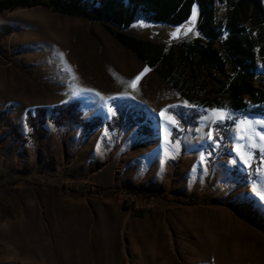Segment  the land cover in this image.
<instances>
[{
	"label": "rangeland",
	"instance_id": "obj_1",
	"mask_svg": "<svg viewBox=\"0 0 264 264\" xmlns=\"http://www.w3.org/2000/svg\"><path fill=\"white\" fill-rule=\"evenodd\" d=\"M232 9L230 0H216V24L222 26ZM192 20L171 27L139 18L126 33L166 51L198 37ZM240 23L256 42L264 22L250 8ZM258 48L259 42L253 84L264 94ZM155 69L98 22L42 6L0 9V179L31 175L48 185L68 181L109 193L96 198L25 182L0 187V264H264V102L245 97L250 115L227 111L220 75L205 69L191 81L186 73L189 89L180 93L170 84L172 71ZM125 99L144 110L118 126L112 103ZM68 101L78 103L82 122L98 117L102 124L92 131L74 121L55 124L49 110ZM213 101L216 107L201 106ZM178 107L196 110L186 129L168 112ZM38 108L47 115L45 135L36 142L26 119ZM213 124L223 127L213 132ZM248 126H255V144L243 135ZM126 189L215 206L170 210L161 199H150L139 210H124L132 198L111 193ZM159 242L165 258L157 255ZM231 246L236 254L229 261H213Z\"/></svg>",
	"mask_w": 264,
	"mask_h": 264
},
{
	"label": "trees",
	"instance_id": "obj_2",
	"mask_svg": "<svg viewBox=\"0 0 264 264\" xmlns=\"http://www.w3.org/2000/svg\"><path fill=\"white\" fill-rule=\"evenodd\" d=\"M230 4L233 9L227 12L222 26L214 21V0H92L89 6H87L88 0H0V9L12 11L17 8L42 6L55 13L98 22L122 46L150 68L155 69L156 66L163 65L172 71L175 77L171 79L170 84L178 91L189 85L185 78L186 73L189 74L188 78L191 81L200 78L205 69L220 75L222 78H216V80L221 86L222 93L227 96L232 108L237 110L242 107L241 99L245 95L255 103L264 102V94L253 84L257 69L256 43L259 42L258 50L264 55V27L260 29L255 42L240 23L241 16L250 8L254 11V17L264 22V0H236L235 4L230 0ZM194 5L198 9L196 28L199 38L191 43L182 42L177 44L176 48L170 47L163 51L159 45L126 33L139 18L145 19L150 24L179 26L188 20ZM114 27L118 30H114ZM218 42L219 49L214 47ZM155 71L157 72V69ZM204 104H216V102ZM112 105L116 111L113 121L118 126H122L123 122H130L136 114H142L144 110V107L133 99L116 101ZM49 112L51 119L57 125L63 121H74L81 126L82 130L92 131L102 124L98 117L82 122L79 119V105L75 101L54 106ZM168 112L175 117L181 129H186L197 117L195 109L178 107L169 109ZM35 113V117L31 116V112L28 113L26 123L31 128L33 139L37 142L45 135L41 127L47 111L38 108ZM222 127L219 124H213V132ZM176 130L175 128L174 131ZM13 133L17 141L23 140L17 132L13 131ZM22 182L38 188L50 187L54 190L77 192L96 198L107 197L109 194L96 187L82 188L68 181L48 185L45 181L31 175L16 177L10 181L0 179V187H19ZM123 193L132 198L130 205L122 204L124 210L130 208L139 210L137 206L150 199H161L170 210L177 207L215 206L208 201L148 190H115L111 194Z\"/></svg>",
	"mask_w": 264,
	"mask_h": 264
},
{
	"label": "crops",
	"instance_id": "obj_3",
	"mask_svg": "<svg viewBox=\"0 0 264 264\" xmlns=\"http://www.w3.org/2000/svg\"><path fill=\"white\" fill-rule=\"evenodd\" d=\"M215 2H216V0H214V9H215ZM194 9H195V12H196V19H195V28H196V24H197V20H198V9H197V7L194 5L193 7H192V11H191V14H190V17L188 18V20L192 17V15H193V11H194ZM187 20V21H188ZM136 21H138V20H136ZM135 21V22H136ZM187 21H185L184 23H186ZM214 21H215V12H214ZM134 22V23H135ZM133 23V24H134ZM183 23V24H184ZM216 23V22H215ZM132 24V25H133ZM182 25V24H181ZM163 26H167V25H163ZM180 26V25H179ZM171 27H173V26H171ZM177 27V26H176ZM196 31L198 32V30H197V28H196ZM199 38V32H198V37L196 38V39H198ZM196 39H194V40H196ZM142 40H145V39H142ZM194 40H192V41H185V43H191V42H193ZM148 41V40H147ZM149 42H151L150 40H149ZM216 44V43H215ZM214 47H215V45H214ZM216 48V47H215ZM187 89H189L188 88V86H186L183 90H179L178 92H180V93H183V92H185V90H187ZM186 95V96H185ZM185 95H184V97L186 98V100L190 103V104H192V105H195L196 103H197V99H195V97H193V95H191V94H187V92L185 93ZM224 97H225V99L227 100L226 102H225V104H224V106H223V108L225 107V109L227 110V111H231V112H240V113H247V114H249L250 115V113H251V110H248L247 108V105L244 103V101H243V99L245 98V97H247V98H250L249 96H247V95H245V96H243L242 97V99H241V103H242V107L240 108V109H237V110H234L233 108H232V105H231V103H230V101L228 100V98H227V96L226 95H224ZM191 98V99H190ZM251 99V98H250ZM252 100V99H251ZM216 102V101H215ZM252 102L253 103H255L253 100H252ZM210 103H212V102H210ZM256 104V103H255ZM216 105H217V103L216 104H202L201 106L205 109V108H211V107H216ZM221 106V104H218V107H220ZM0 124H1V122H0ZM253 159V157H251V160Z\"/></svg>",
	"mask_w": 264,
	"mask_h": 264
},
{
	"label": "snow or ice",
	"instance_id": "obj_4",
	"mask_svg": "<svg viewBox=\"0 0 264 264\" xmlns=\"http://www.w3.org/2000/svg\"><path fill=\"white\" fill-rule=\"evenodd\" d=\"M195 16H196V12H195V9H194V11H193V20H192V23H193V24L195 23ZM188 31H191V29L189 28ZM177 32H179V29H177ZM173 36L175 37V36H176V33H174ZM61 58H62V54H61ZM66 70H69V71H70V69H66ZM148 71H149V69H148V68H145V69H144V72L140 73V74L135 78V80H133V81L131 82V86H132L133 88H135V87L137 86V82H138V81L141 79V77H142L145 73H147ZM73 78H75V77H73ZM161 114L163 115L164 113L162 112ZM221 119H223V117H221ZM242 124L247 126V121H242ZM260 126H261V127H264V123H261ZM254 127H255V126H248V127H246L245 132L243 133V135H246V136H248L250 139H252L253 144H255L254 136L252 135V132L254 131ZM249 129H251V131H249ZM255 135H260V134H259V133H255ZM260 140H261V141H264V135H260ZM259 146H260V148H261V151L264 152V144H261V145H259Z\"/></svg>",
	"mask_w": 264,
	"mask_h": 264
},
{
	"label": "bare ground",
	"instance_id": "obj_5",
	"mask_svg": "<svg viewBox=\"0 0 264 264\" xmlns=\"http://www.w3.org/2000/svg\"><path fill=\"white\" fill-rule=\"evenodd\" d=\"M158 252H157V255L159 256V255H161L163 258H165V256H166V250H165V246H164V242H159V244H158ZM235 248V249H234ZM236 247H233V246H231L230 248H221L219 251H218V254L216 253V252H214V253H216V254H212L213 255V261H215V262H217V263H219L218 261H217V259H222L223 260V262H227V261H229L231 258H232V256L233 255H235L236 254ZM213 251V250H212ZM235 252V253H234ZM211 255V256H212ZM161 256H160V258H161ZM201 257V256H200ZM217 257V258H216ZM202 258V257H201ZM164 260V259H163ZM214 262V263H215Z\"/></svg>",
	"mask_w": 264,
	"mask_h": 264
}]
</instances>
